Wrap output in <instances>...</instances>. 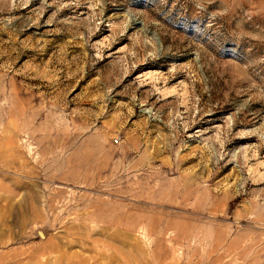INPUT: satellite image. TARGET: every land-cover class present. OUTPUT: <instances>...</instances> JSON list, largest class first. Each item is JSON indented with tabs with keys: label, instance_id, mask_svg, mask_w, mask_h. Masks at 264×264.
I'll use <instances>...</instances> for the list:
<instances>
[{
	"label": "rangeland",
	"instance_id": "374dc122",
	"mask_svg": "<svg viewBox=\"0 0 264 264\" xmlns=\"http://www.w3.org/2000/svg\"><path fill=\"white\" fill-rule=\"evenodd\" d=\"M0 264H264V0H0Z\"/></svg>",
	"mask_w": 264,
	"mask_h": 264
},
{
	"label": "water",
	"instance_id": "95a60500",
	"mask_svg": "<svg viewBox=\"0 0 264 264\" xmlns=\"http://www.w3.org/2000/svg\"><path fill=\"white\" fill-rule=\"evenodd\" d=\"M40 234H41L42 236H44V233H43V232H40Z\"/></svg>",
	"mask_w": 264,
	"mask_h": 264
}]
</instances>
